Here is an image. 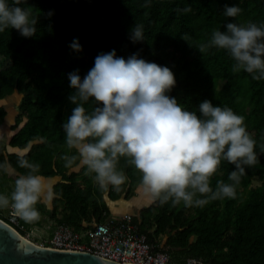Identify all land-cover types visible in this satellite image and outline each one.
I'll use <instances>...</instances> for the list:
<instances>
[{"label":"trees","instance_id":"trees-1","mask_svg":"<svg viewBox=\"0 0 264 264\" xmlns=\"http://www.w3.org/2000/svg\"><path fill=\"white\" fill-rule=\"evenodd\" d=\"M226 4L241 9L237 17L224 15ZM19 6L36 19V34L25 38L11 28L0 33V100L21 94L12 134L0 136V162L6 159L9 168L24 174L27 170L17 164L24 157L40 165L42 177L61 176L52 187V219L76 230L100 222L110 216L105 195L130 200L141 186L140 173L124 158L117 167L127 181L118 189L101 188L85 166L72 171L79 162L66 168L61 159L75 153L67 148L61 127L75 107L68 99L74 92L68 74L79 70L83 79L101 53L115 50L125 59L138 54L173 71L176 85L168 95L184 108L199 114V104L207 99L242 115L256 140L257 162L245 167L234 199L192 207L153 199L134 221L151 243L159 245L157 237L167 236L164 246L172 263L189 264L188 259L195 258L202 264H264V79L233 72L234 61L226 50L199 52V45L207 43L214 30L224 31L228 22L264 23V0H21ZM188 7L191 11H181ZM136 24L143 26L144 40L133 43L130 33ZM74 39L82 51L70 48ZM92 103L85 107L91 110ZM8 115L0 107V125ZM9 147L25 153L10 152ZM234 167L222 161L211 187L219 180L231 183L228 175ZM9 175V170L0 172V180ZM254 178L261 184L253 186ZM0 218L25 235L20 225Z\"/></svg>","mask_w":264,"mask_h":264},{"label":"clouds","instance_id":"clouds-1","mask_svg":"<svg viewBox=\"0 0 264 264\" xmlns=\"http://www.w3.org/2000/svg\"><path fill=\"white\" fill-rule=\"evenodd\" d=\"M20 4L0 0V33L11 28L25 38L36 34V19ZM240 12L236 5H225L226 17ZM224 28L214 30L199 52L226 50L234 61L233 72L243 70L253 79H264V23L228 22ZM130 39L144 40L142 25H134ZM70 48L82 51L78 39ZM68 79L74 89L68 99L75 107L61 127L67 148L75 153L61 159L66 168L77 162L85 166L101 188L118 189L127 181L117 167L124 158L140 173L141 187L161 204L171 200L173 205L202 206L209 200L234 199L245 167L257 162L256 140L244 117L207 99L199 104V114L184 108L168 95L176 79L167 66L138 54L118 57L112 50L98 54L83 79L79 70ZM89 101L91 110L85 107ZM222 161L235 166L228 175L231 183L219 180L213 189L210 181ZM17 164L27 172L16 176L10 196L0 194V209L10 207L25 223H33L40 219L36 205L45 198L44 178L38 174L39 164L24 157ZM9 166L6 159L0 162V172L7 173Z\"/></svg>","mask_w":264,"mask_h":264},{"label":"built area","instance_id":"built-area-1","mask_svg":"<svg viewBox=\"0 0 264 264\" xmlns=\"http://www.w3.org/2000/svg\"><path fill=\"white\" fill-rule=\"evenodd\" d=\"M9 220L23 227L14 211ZM45 230L48 233L45 243H52L61 251L90 252L121 264L172 263L168 248L149 242L131 213L108 216L92 224L84 223L78 230L66 222L50 220Z\"/></svg>","mask_w":264,"mask_h":264},{"label":"water","instance_id":"water-1","mask_svg":"<svg viewBox=\"0 0 264 264\" xmlns=\"http://www.w3.org/2000/svg\"><path fill=\"white\" fill-rule=\"evenodd\" d=\"M0 264H121L90 252L61 251L22 235L0 218ZM131 264V263H126ZM176 264V263H170Z\"/></svg>","mask_w":264,"mask_h":264},{"label":"rangeland","instance_id":"rangeland-1","mask_svg":"<svg viewBox=\"0 0 264 264\" xmlns=\"http://www.w3.org/2000/svg\"><path fill=\"white\" fill-rule=\"evenodd\" d=\"M218 86L220 87L221 83L218 82ZM19 102H20V95L18 93H14V95L6 97V100L0 103L2 104V106L1 105L0 106L4 107L9 113L4 123L0 125V136L1 137L9 138V136L12 134L10 126L14 122L15 115L18 112ZM81 168H82V165L79 164L78 166L73 167V170L80 171ZM9 172H10L9 176H4L0 180V194H5V195L10 196L11 192L14 189L15 178L19 174L11 168L9 169ZM52 182L53 181L46 180L44 178L45 198L42 200L41 203H38L36 205V207L40 211V219L33 223H25L22 219H20L21 223L23 224V227H22L23 233L27 237L32 238L38 242H43V243H45V238L47 237V234H48L47 230H45L46 225L50 223V220L53 222L55 221V219H52V216H51L53 212L52 199L54 197V194L52 193V191H50ZM80 183L84 186V183L82 181ZM260 184H261V181L258 178L253 179L252 181L253 186H257ZM139 188L141 187L139 186ZM137 189H136L135 196H137V198L139 199L141 197V199H140V202L137 203L139 205V208L135 210L136 212L135 214H138L140 210H142L143 208H145L146 206H148L149 204L153 202V198L152 196L150 197V195L148 197H142V195L144 194L142 191H144V189L141 188V195H139V192ZM11 211L12 209L10 207L0 209V216L5 219H9L11 217ZM62 214H63V210L60 209L57 215L58 218H60ZM166 238L167 236H159L157 237V241L159 244H164V242L166 241ZM170 255H171V252H170ZM188 263L189 264H202V261L195 259V258H189Z\"/></svg>","mask_w":264,"mask_h":264},{"label":"crops","instance_id":"crops-1","mask_svg":"<svg viewBox=\"0 0 264 264\" xmlns=\"http://www.w3.org/2000/svg\"><path fill=\"white\" fill-rule=\"evenodd\" d=\"M14 95V94H13ZM20 95V99H21V94ZM12 96V95H11ZM9 97V96H8ZM5 99L0 100V103L5 101ZM2 106V104H0ZM0 106V107H1ZM9 151L10 152H16L19 154H23L25 153V151L20 150L19 148H14V147H9ZM10 169V168H9ZM8 169V170H9ZM72 171H76L78 172V170H73V168L71 169ZM45 178V177H43ZM46 180H51L53 181L51 184V189L50 191H52V187L61 179V176H55V177H51V178H45ZM141 187V186H140ZM142 188V187H141ZM141 188L138 187V192L139 195H141ZM143 189V188H142ZM144 194L142 195V197H148L150 195V197L152 196L149 192L147 191H142ZM153 198V197H152ZM141 199V197H140ZM140 199L137 198V196H135L134 198H132L131 200H127L125 198H120L117 200H112L110 199L107 195H105V201L107 203V206L110 210V216H119L121 214H125V213H131L134 216L136 215L135 210H137L139 208V205L137 203L140 202ZM138 206V207H137ZM135 207V208H134Z\"/></svg>","mask_w":264,"mask_h":264}]
</instances>
